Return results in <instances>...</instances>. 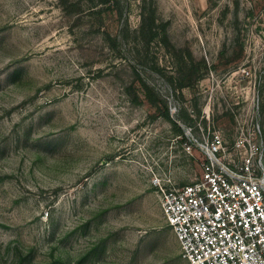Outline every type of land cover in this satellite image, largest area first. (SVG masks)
<instances>
[{
  "label": "rangeland",
  "instance_id": "374dc122",
  "mask_svg": "<svg viewBox=\"0 0 264 264\" xmlns=\"http://www.w3.org/2000/svg\"><path fill=\"white\" fill-rule=\"evenodd\" d=\"M116 1L0 0V264H187L159 199L199 173L185 126L256 81L264 133V0Z\"/></svg>",
  "mask_w": 264,
  "mask_h": 264
},
{
  "label": "built area",
  "instance_id": "2783aa9c",
  "mask_svg": "<svg viewBox=\"0 0 264 264\" xmlns=\"http://www.w3.org/2000/svg\"><path fill=\"white\" fill-rule=\"evenodd\" d=\"M220 97L224 111L233 114L232 122L227 128L215 126L209 114L212 102L205 124L198 120L185 126V143L203 159L191 182L169 181L160 186L162 217L187 264H264V133L258 122L259 90L256 81L239 88L224 82Z\"/></svg>",
  "mask_w": 264,
  "mask_h": 264
},
{
  "label": "trees",
  "instance_id": "16d2710c",
  "mask_svg": "<svg viewBox=\"0 0 264 264\" xmlns=\"http://www.w3.org/2000/svg\"><path fill=\"white\" fill-rule=\"evenodd\" d=\"M91 3H98L100 5H107V6H111L114 5L117 1L116 0H88ZM146 2V1H144ZM141 18H142V22H141V31H144L145 28H148L150 34L155 37L156 35L159 34V32L155 29L154 23H155V17L153 16V12L152 11H148L144 8L143 11L141 12ZM150 21V23H149ZM161 38L166 41L167 40V34L165 33V30L163 31V33H161ZM187 56H188V61H189V65H188V72L184 75L183 78V83L181 84V86L184 85H190L194 82V80L200 75V72L202 70V68L200 67V63L197 61L193 60V56L191 54L190 51H187ZM142 86L145 90V94L148 98V100H150L151 102H157L153 99H151V94H152V89L148 86V84H146L144 81H142ZM164 116L166 117V119H168L174 126H176L177 131L179 132V134L183 133V129L177 125V123L170 117V114L168 112V110L166 109L165 112L163 113ZM187 118V117H186Z\"/></svg>",
  "mask_w": 264,
  "mask_h": 264
}]
</instances>
